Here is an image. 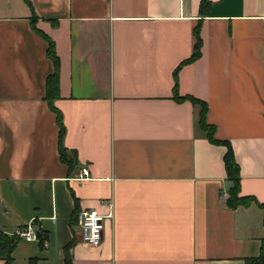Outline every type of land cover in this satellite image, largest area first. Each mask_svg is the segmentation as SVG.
I'll return each instance as SVG.
<instances>
[{
    "label": "crops",
    "instance_id": "obj_1",
    "mask_svg": "<svg viewBox=\"0 0 264 264\" xmlns=\"http://www.w3.org/2000/svg\"><path fill=\"white\" fill-rule=\"evenodd\" d=\"M209 2L0 0V230L31 225L45 239L20 240L14 264H246L260 255L264 0ZM198 26L201 57L184 65ZM46 38L59 59L54 107L71 167L46 100L55 72ZM176 86L197 104L177 101ZM204 105L214 141L200 127ZM229 149L249 207L227 205ZM108 202L114 218L101 246L88 247L77 215H106Z\"/></svg>",
    "mask_w": 264,
    "mask_h": 264
},
{
    "label": "trees",
    "instance_id": "obj_2",
    "mask_svg": "<svg viewBox=\"0 0 264 264\" xmlns=\"http://www.w3.org/2000/svg\"><path fill=\"white\" fill-rule=\"evenodd\" d=\"M209 3H210L209 0H202L201 8L203 9L206 5H209ZM195 36H196L197 42H196L194 54L190 60L184 63V65L187 63L193 62L201 57L202 39L200 36V26H198L195 29ZM47 41L49 44L47 55L55 64V72L53 75H51L47 79V82H46V100L49 106L51 107V109L56 113V116H57V123H58L59 130H60L59 131V138H60L59 151H60L61 159L71 167L73 165V160H70V159L68 160L66 158L67 149H65V147L63 146L65 127L63 124V120H62V115L54 107V101L59 97V59L55 53L53 42L48 39ZM176 80H177V73H176ZM174 92H175V98L177 101H183L187 99V98H182L178 96L177 86L175 87ZM187 100H191L193 103L197 104V101L195 99H187ZM205 115H206V106L204 105L202 113H201V118H200V127L208 133L210 140L214 141V127L209 126L206 123ZM225 165H226L228 179L232 182V187L229 190V197L227 200V205L231 209H237L240 206L249 207L250 204L254 201V199L245 198V197L240 196L239 166L236 163V160L234 158V155L231 149L228 150L225 156ZM261 207L264 208V206L262 205ZM37 235H38L40 244L43 247V244H45L44 242L45 239L42 238L41 233L37 232ZM19 241L20 239L16 237L15 235L10 236L0 230V258L5 260L6 264H14L12 254ZM29 264H37V260L31 259L29 261ZM66 264H71V258L69 256L66 261ZM246 264H264V239H262V242H261L260 255L257 258L247 260Z\"/></svg>",
    "mask_w": 264,
    "mask_h": 264
},
{
    "label": "built area",
    "instance_id": "obj_3",
    "mask_svg": "<svg viewBox=\"0 0 264 264\" xmlns=\"http://www.w3.org/2000/svg\"><path fill=\"white\" fill-rule=\"evenodd\" d=\"M89 175L88 168L84 167L77 179L81 181L87 180ZM107 205L109 212L106 215H102L96 209H88L78 213L76 229L84 245L91 248H99L101 246L104 238L105 222L114 218L113 205L110 202ZM14 235L20 240H39L37 231L31 225L25 229L18 230Z\"/></svg>",
    "mask_w": 264,
    "mask_h": 264
},
{
    "label": "rangeland",
    "instance_id": "obj_4",
    "mask_svg": "<svg viewBox=\"0 0 264 264\" xmlns=\"http://www.w3.org/2000/svg\"><path fill=\"white\" fill-rule=\"evenodd\" d=\"M66 158H67L68 160H69V159H70V160H73L71 153H67V154H66Z\"/></svg>",
    "mask_w": 264,
    "mask_h": 264
}]
</instances>
